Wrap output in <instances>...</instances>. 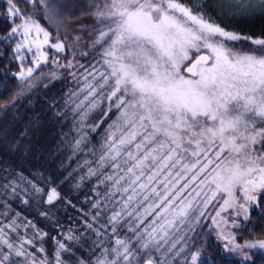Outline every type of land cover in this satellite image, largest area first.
Returning a JSON list of instances; mask_svg holds the SVG:
<instances>
[{
  "label": "snow or ice",
  "instance_id": "1",
  "mask_svg": "<svg viewBox=\"0 0 264 264\" xmlns=\"http://www.w3.org/2000/svg\"><path fill=\"white\" fill-rule=\"evenodd\" d=\"M5 2L6 23L0 25V42L10 45L14 38L21 37L12 49L14 59L21 61L15 74L21 81L30 78L35 70L24 67L25 50L32 53L35 49L36 67L47 61L42 48L50 39H55L51 47L56 52H64L67 47L75 55L81 37L66 45L59 35L52 38L36 17L39 13L59 33L66 19L64 12L72 7L71 3ZM209 7L222 17H259L258 31L229 30L223 21L217 22ZM88 10L104 25L92 47L103 48L107 70L97 75L92 66L93 71L84 75L83 87L71 93L66 103L74 105L72 111L79 119L69 133L63 134L68 137L65 143L73 155L87 149L97 157L96 167L87 159L79 165L87 168L80 181L94 176H103L100 183L113 180V176H104L101 171L109 166L124 173L114 184L126 180L127 186L121 190H131L124 209L137 197H142L137 200L138 205L148 203L142 213L134 210L139 221L136 227L130 226L135 243L119 235L107 247L103 241H94L90 251L100 249L95 261L77 259L75 264H174L182 255L183 264H198L205 255L206 242L201 240L193 251L194 238L188 233L196 231L218 194L223 203L210 217L218 229L216 239L223 242L225 251L250 262L247 250L264 249V240L238 242L237 234L228 228L229 220L234 228H239V223L221 214L235 208L237 217L243 215L248 220L249 209L259 205L258 193L264 190V151L257 152L252 147L264 142V0H212L211 4L208 0H194L191 4L182 0H93ZM241 43L251 47L236 49L235 44ZM202 49L207 50L206 54H201ZM193 51L194 56L190 55ZM190 60L193 62L187 72L194 78L181 72V66ZM64 66L72 68L73 61ZM23 95L21 88L12 95L10 103L0 107H15ZM97 109L101 112L99 120L87 125L89 114ZM113 110L115 119L97 133L111 119ZM30 124L39 131L43 118L37 115ZM73 131L75 135H71ZM92 133H97L100 141L93 143ZM202 175L204 179L200 180ZM181 181L184 183L178 187ZM193 184L196 187L181 199ZM54 185V181H48L40 187L18 173L16 179L0 184V196L19 198L24 205L35 199L37 204L48 206L39 215L51 221L57 204L75 208ZM237 190L243 194V203L239 202ZM0 205V217L7 219L13 211L8 199L0 200ZM92 207L99 209L100 202ZM153 214L154 218L141 229L139 224ZM99 215L97 211L92 219ZM120 216V212H114L109 218L113 234L117 233ZM56 223L59 224L58 219ZM86 227L92 229V224L87 223ZM21 229L25 230L23 235ZM96 234L101 235L99 230ZM58 236H50L33 220L16 212L7 224L0 222V264H70L64 254L72 253L82 236L71 228ZM46 238L53 241L51 253L44 246ZM207 264H216L215 258L208 255Z\"/></svg>",
  "mask_w": 264,
  "mask_h": 264
},
{
  "label": "rangeland",
  "instance_id": "2",
  "mask_svg": "<svg viewBox=\"0 0 264 264\" xmlns=\"http://www.w3.org/2000/svg\"><path fill=\"white\" fill-rule=\"evenodd\" d=\"M236 17L240 18L241 21L237 22V23H235V22L233 23L232 19L235 17L218 16L217 22L223 21V23L227 25L229 30H237V28H238V30H243L246 33L258 31L259 24H260V18L259 17H256L254 19L243 18L240 16H236ZM103 27H104V25L100 24L98 21L84 23L83 29H81V26L76 27L72 23L68 24L66 31L64 29L61 31L63 42L65 43V40H66L68 44L67 43H65V44L69 45V44L74 43L75 37L79 36V37H81V39L79 40L78 46L76 47L75 55L73 54L72 49L67 48L68 49L67 60L65 58L59 59L57 56L54 57V55L50 56V53H49L50 47H51L52 43H55V39H50L49 44L43 46L42 51L48 55V59H47V61H44L41 64H44L43 65L44 67H47L48 65H53L54 72L49 73V75L46 74V72H44V71H40L39 73H37V76L32 79L31 87H29V86H27V87L25 86L26 88L24 87V95L20 97V101H19L18 105L15 107V109L10 110L11 108H9L8 109L9 111L0 112V119H1L0 120V128L1 129L5 125H10V121H11L10 119H24V120H22V125L20 123V126L25 129V133H26L22 136V141H21L20 138L16 139V137L13 135L7 136V135H3L0 132V158L2 157V155H6L10 159H12L13 161L20 162V163H26V165L29 162H30V164H35V163L40 164L34 158L35 150L43 149L42 148V141L44 139L48 138V136L44 137V139L42 141H39V139L41 138L40 135H41V133H43L42 131L35 130V132H33V134L31 132L28 133L30 127L32 126L30 124V121L36 119L37 115H39L40 117L43 118V127H45L46 123L48 125L49 119H53L52 115L49 113V101H51V96L58 98V97H60V95H64V94H65L64 96H66V93H67L68 96L71 98L72 92L78 91L81 87H83L84 75H87V72L93 71L92 66H95V74H97V75L99 72H104L107 70L106 65H104V63H103V56H102L103 48L100 45H97L96 47H92L93 40L96 39V37L98 36L99 30L102 29ZM55 32L53 34L51 33L52 38L56 37L57 35L60 36V34H57V31H55ZM34 35L35 34H33V37H34ZM66 36H67V38H65ZM17 39H21V37H17ZM40 39H43V37L41 36ZM250 47L251 46L247 43L235 44V48L238 50L239 49L248 50ZM85 52L87 53L86 56L81 55V53H85ZM206 52H207V50H205V49H202V51H201V53H206ZM34 53H35V49H33L32 53H28L25 50L26 59H30L31 66L35 69L34 72H36V69L38 67H36L35 63L33 62ZM190 55L194 56L195 55L194 51L192 53H190ZM49 57H50V59H49ZM69 60L73 61L74 66L72 68H67L64 66L67 64V62ZM190 62H191V60L184 62V64L181 66V72L186 77L194 78L191 76V74H187L184 71V68ZM80 65H83V67H80ZM31 66H29V67H31ZM24 67H25V65H24ZM27 67H25V68H27ZM72 73H75L76 75L73 76ZM60 74L62 75V77H64V80L66 79L65 83H64L62 77L60 76ZM88 79L92 80V76H88ZM60 82H62L63 84L59 85ZM37 95H40L44 99H40V98L38 99L37 98V100H36ZM60 101H62V98H60L59 103H60ZM68 101H69V98H68ZM68 104L70 106L74 107V105H72L70 103H68ZM64 105L65 104H62V106H64ZM53 114L55 116L54 111H53ZM100 114H101L100 109H97V110L91 112L85 123L87 125H91V124L97 122L100 118ZM109 115H110L111 119H107L106 122L101 126L102 129L101 128L98 129L99 131L97 130V133L102 132L103 129L107 128V125L109 123H111V120L115 119V110H113V112L110 113ZM76 117L78 120L79 119L78 114L76 115ZM57 126H58L57 123L54 121L53 127L57 128ZM92 134H96V133H92ZM28 135L33 137L32 138L33 142L29 143V144H27L25 142L26 140H29ZM96 139H98V141H100V136L97 135ZM35 141H36V143H35ZM50 144L51 143H49V148H48V146L46 148V152L49 151V154H47L48 156H51V154H52L51 153L52 147H54L55 149H58V150L61 148L56 144H51V145ZM35 146H37V149ZM252 147L257 152L264 151V142L252 145ZM29 148H32L33 151H30ZM28 154H29V156L30 155L33 156L32 158H30L32 161H29ZM48 156H47V159L50 158V157L48 158ZM8 167L13 168V165H10ZM213 167H214V165H213ZM210 170L211 169H209V171ZM106 175L113 176V180H105L104 183H101L100 191L95 192L94 197L92 196L89 199V203L84 208L85 213L82 210V214H81L84 216H86L85 214H87L86 220L90 221L91 223H95V225H94L95 227H92V229H90L92 232L89 234V237H88V241L90 244L89 245L90 247L86 248V251H88V253L87 254L83 253V252H82V254L80 253L83 260H87V261H95L96 256H98L100 254L99 248H96L94 253H93V251H90V249L94 248V244H93L94 241H103V246L107 247L113 243V241L116 238V235L119 234V236L121 238L129 237V238H131L133 243H135L136 238L133 236L132 232L130 231V226L136 227L138 225L139 221L136 217L134 210L142 213L144 210V207H146L147 203H148V202H145V204L143 206L138 205L137 200L142 199V197H137V199L134 200L129 205V207L127 209H124V207H123L124 201L127 199V196L131 194V190H129V193H124L121 190L123 187L127 186L126 180L121 181L120 185L114 184V180L116 178H118L119 175H124V173L119 172L118 170L108 166V171H106L104 173V176H106ZM205 175H207V173H205ZM101 179H103V176H101L100 180ZM203 179H204V176L202 175L200 177V180H203ZM10 180H12V179L9 177L6 180L1 179L0 184L7 183ZM183 183H184V181H181V184L178 187L182 186ZM198 183H199V180L196 182V184H198ZM196 184H193L192 187L187 189L183 193V195L181 196V199L188 196V193L192 191V188L196 187ZM157 187L162 188V185H157ZM92 190H93V188H92ZM263 192H264V190L259 191L258 198ZM97 193H99V195H97ZM95 194H96V196H95ZM192 195L195 196V193L193 192ZM236 195L240 198L239 202L243 203L244 202L243 201V194L239 190H237ZM224 196L226 198V194H224ZM169 199H171V197H169ZM200 199L201 198L198 197L197 202H199ZM83 201H84V199H83ZM96 201L100 202L99 209L92 207V204L95 203ZM179 203H180V200H177L176 204L178 205ZM222 203H223V199H221L220 195L218 194L217 200H214L211 204H209L207 209L205 210V216L201 217L200 223L196 227V231L188 233L189 236L194 238V244H193L191 250L194 251L195 245L199 244L201 242V240L206 242L205 255L201 257V260L198 262V264H203V263L207 262V256L210 255V256L214 257L216 252H219V253L223 254L224 256H227V257L235 258L236 260H238L241 263H246L245 261L240 259L238 254L229 253V252L225 251L223 249V242L217 241V239H216V234H217L218 229L216 228L215 225L212 224L210 217L215 215V212L218 210L219 205ZM41 205H44V204H41ZM45 206H47V205H45ZM196 206H201V205L199 203H197ZM254 207H255V205L249 209L248 216ZM97 211L100 212V215L97 216L95 220H93L92 217L96 215ZM157 211H159V209H157ZM236 211L237 210L235 208H232V209H229L228 212H224L221 215L226 219L229 217L234 218L239 223L240 227L234 228V227L230 226L231 220H229V228H228L229 231H232V232L237 234L238 242L243 243L245 240H247V241L264 240V239H256V238H252V237L250 238V237L243 236L241 226H242L243 222H246L247 220H245L243 218V215L237 217ZM114 212H120L121 213V216L119 217V223L116 224V227L118 226L117 227V233L118 234L112 233V226L113 225H112V223L109 222V218L113 215ZM129 212H133V215L129 216L128 215ZM15 213L16 212L12 211L9 214V217L7 219L4 217H0V222H2L3 224H7L9 222V219L12 216H14ZM154 215L155 214H153L152 216H148L147 219L144 221V224H139V227L141 229H143L154 218ZM79 221H81V220L79 219ZM79 221L77 222L78 223L77 226L79 229H81V228L83 229L84 226L82 224H84V222L80 223ZM97 223H99V226H97ZM109 227H111V228H109ZM96 230H99V232L101 233V235L99 237L96 234ZM27 231L29 233L31 232V230H27ZM82 231H80V232H82ZM24 232H25V230L21 229V235H23ZM58 233H67V232L65 230H63V231L58 230L56 232H53L51 234V236H57V238H60L58 236ZM96 238H97V240H96ZM65 242L67 243V241H65ZM44 246L48 250L49 253H51L54 249L53 241L51 239L49 240V244L44 245ZM217 247H218V249H216ZM247 251H248V254L250 256L251 253L264 252V249L253 248V249H248ZM64 258L66 260H70V264H75V262H73L72 256H70V253L64 254ZM174 264H183V255L177 257Z\"/></svg>",
  "mask_w": 264,
  "mask_h": 264
},
{
  "label": "trees",
  "instance_id": "3",
  "mask_svg": "<svg viewBox=\"0 0 264 264\" xmlns=\"http://www.w3.org/2000/svg\"><path fill=\"white\" fill-rule=\"evenodd\" d=\"M67 2L71 3L72 7L65 10L64 17H66V19H63L59 33L57 32V34H60L59 37L61 40V31L63 29L66 31L68 24L72 23L76 27L81 26V29H83L84 23L97 21L92 12L88 10V6L93 2V0H67ZM182 2L191 4L194 2V0H182ZM211 2V0H208V4H211ZM7 7L8 6L5 0H0V25H4L6 23L5 14ZM208 11L213 16H215L216 19L219 16L217 15V12L214 8L209 7ZM36 17L40 21L41 25L45 27L50 33L53 34L56 31L55 27L50 26L48 22L44 20L39 13L36 14ZM232 21L233 23H237L241 20L240 18L235 17L232 19ZM15 40H17V37L14 38L13 43L10 45L4 42H0V105L10 103L13 94L20 91L21 88L24 89L25 86L27 87L29 85H32V79L35 78L37 76V73H39L40 71H44L48 75L49 73L54 72L53 65H48L47 67H44V64H41L36 69V72H33L30 78H27L25 81H21L19 77L15 75L19 72L21 65V61L14 59V54L12 51L15 45ZM65 43H67L66 40ZM67 51V47L64 52H56V50L50 47L49 53L50 56L54 55V57L57 56L59 59L65 58L67 60ZM23 65H25V67L31 66L30 59L24 60ZM60 76L62 77L61 74ZM62 79L65 83L66 79L64 80V77H62ZM62 84V82L59 83V85ZM64 95H60V97L58 98L51 96V101H49V113L52 115L53 119H49L48 125L46 123L45 127L41 128L40 131H42L43 133H41V138L39 139V141H42L44 137L48 136V138L42 141V148L44 150L37 149V146H35L37 150H35L34 158L40 164H30L29 162L26 165V163L16 162L10 159L8 156L2 155V157L0 158V181L1 179L6 180L5 177H9L12 180L16 179L18 173H23L24 176H26L29 180H32L34 183H37L40 187H45V182L54 181V186H57L58 190L61 191L62 195H64L68 200H71L72 204L75 205V208L71 206L66 207L63 204H57V207L55 209H52V211L55 213V218L50 221L39 215V213L41 211H44L48 206L41 204L38 205L35 199H31L29 205L22 204L19 198L11 199L5 196H0V200L8 199V203L11 205L12 210L14 212H20L23 216H26L28 219L33 220L41 229L48 232L50 236L53 232H56L58 230H65L66 232H68L69 228L73 229V231L77 235L82 236L81 241L73 246V251L72 253H70V256H72L73 258V262H76L77 259H83L81 257L82 252L87 254L88 251H86V248L90 247L88 237L92 231L88 229L85 225L87 223H90L92 224V227H95V223H91L90 221L86 220V216L81 214L82 210L85 213L84 208L89 203V199L92 196L94 197L95 192L100 191L101 176H94L85 179L84 181H80V176L86 174L87 168L79 167V165H82L83 162L87 159L89 161H92V167H96L95 161L97 157L91 155L87 149H85L83 152H79L76 155H73L71 148H69L65 143V140L68 139V137L64 136L63 134L70 132L74 121L77 120V114L73 113V106H70L68 103H66L68 102V98L69 101L71 98L68 96L67 93L66 96ZM37 98L44 99L40 95L36 96V100ZM60 98H62V101H60L59 103ZM19 101L20 99L16 101L15 107L18 105ZM62 104L65 105L62 106ZM15 107H10V110L15 109ZM8 109L9 108L0 107V112L9 111ZM53 111L55 112V114L57 112H60L62 113V115L59 117L56 115L54 116ZM10 120V125H5L2 129L0 128V132L3 135L7 136L13 135L16 137V139L20 138L22 141V136L26 133L25 129L20 126V123L22 125V120L24 119ZM54 121L58 125L57 128L53 127ZM29 132L33 134V132H35V129L31 126L28 133ZM30 135H28V139L30 141H25L27 144L33 142V137H31ZM71 135H75V132H71ZM91 135L94 138L93 143H97L98 139L96 138L98 134L96 133ZM49 143L56 144L61 147L58 150L51 146V156L47 155L49 154V151L46 152L47 146L49 148ZM29 150L33 151L32 148H29ZM47 156L48 158H50L47 159ZM28 157L29 161H32L30 158H32L33 156H29L28 154ZM10 165H13V168H9L8 166ZM101 171L104 174L106 171H108V166L103 168ZM70 173L71 175H69ZM77 184H79V187L76 186ZM21 195H23V193H21ZM258 200L259 205L255 206L251 210L249 214V219L246 222H243L241 230L243 232V236L245 237L264 239V192L259 196ZM2 210L3 206L0 205V211ZM78 218L81 221H79ZM56 219L59 220V224L56 223ZM78 221L80 223L84 222V224H82L84 226L83 229L78 228ZM97 226H99V223H97ZM49 240L50 239L46 238L45 245L49 244ZM216 249H218V247ZM250 257V262L241 263L235 258L227 257L219 252H216L213 258H215L216 264H264V252L251 253ZM203 264H207V262Z\"/></svg>",
  "mask_w": 264,
  "mask_h": 264
},
{
  "label": "water",
  "instance_id": "4",
  "mask_svg": "<svg viewBox=\"0 0 264 264\" xmlns=\"http://www.w3.org/2000/svg\"><path fill=\"white\" fill-rule=\"evenodd\" d=\"M201 54H206V53H201ZM192 62H193V61H191V62H190L185 68H184V71H185L187 74H190V73L187 72V67H190Z\"/></svg>",
  "mask_w": 264,
  "mask_h": 264
}]
</instances>
